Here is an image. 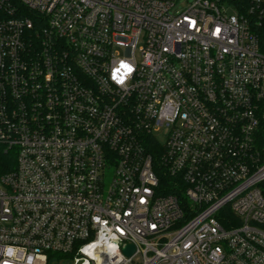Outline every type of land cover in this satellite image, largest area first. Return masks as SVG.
I'll list each match as a JSON object with an SVG mask.
<instances>
[{
    "label": "built area",
    "instance_id": "obj_1",
    "mask_svg": "<svg viewBox=\"0 0 264 264\" xmlns=\"http://www.w3.org/2000/svg\"><path fill=\"white\" fill-rule=\"evenodd\" d=\"M0 153V264H264V0H0Z\"/></svg>",
    "mask_w": 264,
    "mask_h": 264
},
{
    "label": "trees",
    "instance_id": "obj_2",
    "mask_svg": "<svg viewBox=\"0 0 264 264\" xmlns=\"http://www.w3.org/2000/svg\"><path fill=\"white\" fill-rule=\"evenodd\" d=\"M13 156L12 154H2L0 153V173L8 170L10 166L13 164ZM261 192L264 196V181L260 184Z\"/></svg>",
    "mask_w": 264,
    "mask_h": 264
},
{
    "label": "water",
    "instance_id": "obj_3",
    "mask_svg": "<svg viewBox=\"0 0 264 264\" xmlns=\"http://www.w3.org/2000/svg\"><path fill=\"white\" fill-rule=\"evenodd\" d=\"M123 251L126 255H131V253L133 252V246L132 245H126L123 248Z\"/></svg>",
    "mask_w": 264,
    "mask_h": 264
},
{
    "label": "rangeland",
    "instance_id": "obj_4",
    "mask_svg": "<svg viewBox=\"0 0 264 264\" xmlns=\"http://www.w3.org/2000/svg\"><path fill=\"white\" fill-rule=\"evenodd\" d=\"M186 0H179V3L182 4L183 2H185ZM50 264H71V262L69 261H64L62 263H58V262H51Z\"/></svg>",
    "mask_w": 264,
    "mask_h": 264
}]
</instances>
